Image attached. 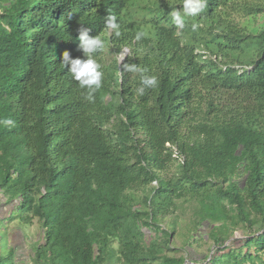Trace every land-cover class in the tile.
I'll return each instance as SVG.
<instances>
[{
	"label": "trees",
	"instance_id": "obj_1",
	"mask_svg": "<svg viewBox=\"0 0 264 264\" xmlns=\"http://www.w3.org/2000/svg\"><path fill=\"white\" fill-rule=\"evenodd\" d=\"M182 6L0 0V206L39 220L33 264H188L199 239L214 249L191 264H264V0ZM81 25L104 41L91 100L61 63Z\"/></svg>",
	"mask_w": 264,
	"mask_h": 264
},
{
	"label": "rangeland",
	"instance_id": "obj_2",
	"mask_svg": "<svg viewBox=\"0 0 264 264\" xmlns=\"http://www.w3.org/2000/svg\"><path fill=\"white\" fill-rule=\"evenodd\" d=\"M264 23V17H260L257 20V24ZM126 53V52H125ZM124 53V55H125ZM124 55H119L121 61L124 59ZM108 57L110 59L115 57V54L108 51ZM239 182H243V177L238 178ZM12 205L0 206V264H32L31 255L37 246V243L42 239V226L38 219L34 220L32 225H25L21 223L19 219H10L9 214L11 212ZM188 212V211H187ZM19 211L16 209L12 212L13 216H17ZM181 217V225H185L190 221V214L178 211ZM9 217V219H8ZM170 222V216L165 219V226L168 227ZM245 234L242 230H238L235 233L234 239L244 238ZM185 235L173 237L171 255H186L187 252L184 249ZM117 247V245H116ZM211 242L198 240L194 242V247L187 249L190 251V259L188 264H191L193 259H204L207 254L212 253L210 250ZM13 248L15 251H13ZM183 248V249H182ZM14 253V254H13ZM120 264V263H116Z\"/></svg>",
	"mask_w": 264,
	"mask_h": 264
},
{
	"label": "clouds",
	"instance_id": "obj_3",
	"mask_svg": "<svg viewBox=\"0 0 264 264\" xmlns=\"http://www.w3.org/2000/svg\"><path fill=\"white\" fill-rule=\"evenodd\" d=\"M206 0H183V15L196 16L205 8ZM172 19L179 27H184V20L180 11H173L171 13ZM106 27L113 30L114 35L119 37L120 24L117 23L115 16H109L106 20ZM198 25L193 24L192 28L195 30ZM79 49L83 52V58H73L68 50L62 53L61 63L68 69L72 78L79 83L81 88L88 89V98L92 99V94L101 87L103 73L100 71V65L94 59V54L104 48V41L99 36H90L89 30L83 25L78 29ZM142 33L137 34V39ZM127 71L136 72L141 71L136 65H128ZM158 84L155 76H142L141 86L136 90L140 95H143L146 87H156ZM0 124L5 126H14V120L8 118L0 121Z\"/></svg>",
	"mask_w": 264,
	"mask_h": 264
},
{
	"label": "crops",
	"instance_id": "obj_4",
	"mask_svg": "<svg viewBox=\"0 0 264 264\" xmlns=\"http://www.w3.org/2000/svg\"><path fill=\"white\" fill-rule=\"evenodd\" d=\"M14 249V248H13ZM15 251V250H14ZM34 255V251H33V254L31 255V258H32V256ZM32 260V259H31ZM33 264V263H32Z\"/></svg>",
	"mask_w": 264,
	"mask_h": 264
},
{
	"label": "water",
	"instance_id": "obj_5",
	"mask_svg": "<svg viewBox=\"0 0 264 264\" xmlns=\"http://www.w3.org/2000/svg\"><path fill=\"white\" fill-rule=\"evenodd\" d=\"M128 51H129V50L127 49L125 54H128ZM120 61H121V59H120Z\"/></svg>",
	"mask_w": 264,
	"mask_h": 264
},
{
	"label": "built area",
	"instance_id": "obj_6",
	"mask_svg": "<svg viewBox=\"0 0 264 264\" xmlns=\"http://www.w3.org/2000/svg\"><path fill=\"white\" fill-rule=\"evenodd\" d=\"M168 145H170L169 143H168ZM175 149V148H174ZM176 150V149H175ZM176 155V154H175Z\"/></svg>",
	"mask_w": 264,
	"mask_h": 264
}]
</instances>
